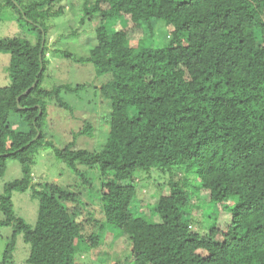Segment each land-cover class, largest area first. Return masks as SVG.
Masks as SVG:
<instances>
[{"label": "trees", "instance_id": "obj_1", "mask_svg": "<svg viewBox=\"0 0 264 264\" xmlns=\"http://www.w3.org/2000/svg\"><path fill=\"white\" fill-rule=\"evenodd\" d=\"M1 2L34 38L0 39V52L10 55L9 82L0 86V179L9 160L21 169L0 189V227L11 229L0 264L12 262L18 236L29 245L27 264H82L85 252L102 253L104 226L130 252L111 264H264V0H80L78 26L93 24V45L85 55H61L91 64L104 79L51 87L44 85L48 21L63 15L65 4ZM90 86L107 105L103 144L76 146L78 136L94 134L83 120L69 143L55 145L47 138L49 104L71 116L63 93L82 100ZM11 114L28 130H12ZM44 147L86 184L85 173L99 175L98 217L68 210L76 197L69 185L33 180ZM151 169L168 173L160 184L168 191L155 213L136 216L133 178ZM26 191L38 203L32 225L17 215L11 197ZM192 198L216 205L205 233L192 229L198 211ZM224 211L228 221L216 225Z\"/></svg>", "mask_w": 264, "mask_h": 264}, {"label": "rangeland", "instance_id": "obj_2", "mask_svg": "<svg viewBox=\"0 0 264 264\" xmlns=\"http://www.w3.org/2000/svg\"><path fill=\"white\" fill-rule=\"evenodd\" d=\"M65 4V13L49 19L51 28L49 43L47 44L49 59L48 69L45 72L44 84L46 87H51L60 83H81L88 82L92 85L99 83L104 79L95 76L93 66L91 64L75 63L69 58L61 55V51H68L76 56L87 54L89 47L93 44L92 27L88 21L80 27L78 26L79 17L81 14L78 9L80 0H61ZM73 4V5H72ZM93 23L96 26L99 19L93 17ZM73 28H77L75 34L69 33ZM28 28L20 25L15 19L8 6L0 0V39L5 37H26L33 40V33L29 32ZM57 48L60 51H54ZM10 55L6 52H0V86L6 85L9 82L7 69L9 66ZM49 77V79H48ZM43 85V84H42ZM83 99L75 94L63 93V98L72 103V114L69 111L61 109L53 104H49L47 111L46 129L48 137L57 146H63L72 140V132L81 127L82 121L91 122L94 128L93 136H78L75 140L77 147H82L87 150H98L103 144L105 137V120L107 113V105H103L101 100L93 98L94 90L92 86L85 89ZM81 97V94H79ZM85 99V100H84ZM95 99V101H93ZM72 101V102H71ZM101 103V104H100ZM82 107V108H81ZM107 115V114H106ZM105 116V117H104ZM18 114H11L8 118L9 127L14 131H27L28 127L21 120ZM34 181L43 183H57L67 187V190L73 192L76 197L73 203L66 204L70 212L79 211V213L88 210L87 215L98 217L100 205L95 204L94 200L98 197L99 175L97 173H85V181L79 176L76 177L70 173L65 166L54 158L53 151L49 147H44L40 150L36 157L35 163L32 166ZM182 172L179 171L175 175L180 179ZM21 176L20 165L12 160L7 161V169L4 176L0 179V189L5 181H9ZM167 172L161 173L155 169H151L149 176L147 173L136 174L133 178V184L137 188V196L133 200V211L135 215H150L155 213V203L160 193L166 194L168 189H163L161 183L168 179ZM77 178V179H76ZM78 181V183H77ZM1 192V190H0ZM13 207L17 215L29 223L34 224L36 221V212L38 203L30 196V191L24 193L13 192L12 195ZM191 204H196L198 211H193L191 217L192 229L201 233H205L211 224L216 205L204 199L192 198ZM86 208V209H85ZM229 219V213L226 211L219 213L216 219V225L225 224ZM94 228V227H93ZM90 229V228H88ZM10 227H0V257L5 246ZM100 237L103 239L102 253L94 256L89 252H85L81 259L82 264H102L103 261L114 263L117 260L125 261L129 255V249L124 238L111 227L104 226L99 230ZM29 245L23 243L21 236L17 238V245L14 249V257L11 263L8 264H27L24 259L28 254ZM108 263V264H109ZM106 264V263H104Z\"/></svg>", "mask_w": 264, "mask_h": 264}, {"label": "water", "instance_id": "obj_3", "mask_svg": "<svg viewBox=\"0 0 264 264\" xmlns=\"http://www.w3.org/2000/svg\"><path fill=\"white\" fill-rule=\"evenodd\" d=\"M35 82H36V80H35ZM35 82H34V83H35ZM34 83H33L31 86H33ZM28 90H29V89H26L25 92H27ZM16 100H18V98H16ZM36 136H37V135H36Z\"/></svg>", "mask_w": 264, "mask_h": 264}]
</instances>
